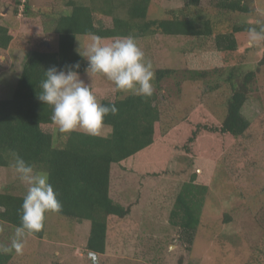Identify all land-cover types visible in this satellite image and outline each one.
<instances>
[{
  "label": "trees",
  "instance_id": "trees-1",
  "mask_svg": "<svg viewBox=\"0 0 264 264\" xmlns=\"http://www.w3.org/2000/svg\"><path fill=\"white\" fill-rule=\"evenodd\" d=\"M24 1L21 4L20 0H13L11 4L28 23L30 28L26 32L44 35L37 7L31 6L29 0ZM151 1L90 0L89 5H82L70 0L60 10L53 8L45 17L51 19L55 47L51 44L33 48L22 62L11 97L0 99V168H10L15 152L37 170L47 171L62 204V210L52 214L76 224H86L84 250L87 255L91 251L97 257L103 256L107 247L108 220H124L130 213V206L124 207L110 197L111 167L116 165L122 172L143 178H163L170 165L180 159L189 160L192 169L176 194L168 222L181 245L190 249L200 226L213 166L250 127L241 110L249 99L250 86L264 65V55L255 70L243 73L232 66L227 70L223 81L229 95L225 101V115L220 121L205 106L198 105L177 123L162 130L157 108L159 95L155 90L152 96L143 97L131 93L114 94L113 88L91 87L99 102H114L118 108L115 116L105 117L109 135L89 136L73 131L65 135L61 148L53 147L51 108L43 105L37 94L49 67L60 69L79 63V75L86 72V60L74 51L76 37L90 33L106 41L128 35L136 40L156 35L189 37L210 42L214 55L229 54L238 49L236 35L246 34L247 27L252 24H231L222 16L257 15L253 0H184L179 9L166 11L167 18L149 19L147 12ZM53 13L55 15H50ZM101 17L111 20L109 27L104 26ZM13 38L12 28L0 24V51L7 50ZM154 72L156 85L172 71L157 69ZM204 76L202 73L200 78ZM217 88L214 85L210 90ZM23 197L0 192V208L3 209L0 223L14 232L20 224ZM228 221L229 217L224 215V222ZM253 221L255 228L260 227L264 222L262 214L253 217ZM260 229L264 234V229ZM44 235L45 220L41 232L32 238L41 240ZM11 256L0 255V264H8ZM258 258L264 261V253L256 256ZM89 261L93 263L92 258ZM177 264L182 261L179 259Z\"/></svg>",
  "mask_w": 264,
  "mask_h": 264
},
{
  "label": "rangeland",
  "instance_id": "rangeland-1",
  "mask_svg": "<svg viewBox=\"0 0 264 264\" xmlns=\"http://www.w3.org/2000/svg\"><path fill=\"white\" fill-rule=\"evenodd\" d=\"M12 1L0 0V24L11 27L15 34L8 49L0 51V99L11 97L22 62L33 48L51 44L55 47L51 19L47 20L45 15L49 16L53 8L60 10L70 0H29L41 13L38 16L46 32L42 37L26 32L30 27L22 20L20 11L15 12ZM74 1L90 4V0ZM184 3V0H152L147 17L167 18L166 11L177 10ZM253 6L256 16L224 15L222 19L231 24L263 20L264 0H253ZM101 21L110 26L109 18L101 17ZM236 39L237 51L216 55L211 43L201 39L156 35L136 40L154 71H172L156 85L153 81V90L159 95L157 108L162 130L198 105L205 106L219 121L223 119L229 95L223 81L227 70L231 66L243 73L255 70L264 55V43L249 48L246 34H237ZM88 42L89 36L76 37L74 51L77 53L79 44L83 48ZM202 73L205 76L200 78ZM79 76L90 87L113 88L103 76L87 71ZM214 85L218 88L211 91ZM241 113L250 127L213 166L200 226L190 249L181 245L168 222L176 194L192 169L189 160L180 159L170 165L163 178H143L122 172L116 165L111 167L110 197L124 207L130 206V213L124 220H108L106 252L96 256L95 262L89 261L91 257L84 250L86 224L46 213L43 238L27 237L22 254L9 253L12 259L8 264H177L179 259L182 264H264L256 259L264 253V234L260 229H264V222L257 228L253 223L257 215L262 214L264 219V65L250 86L249 99ZM109 133L110 129L104 126L98 136L106 137ZM65 135L54 131V148L63 146ZM1 191L25 195L26 186L11 168H0ZM224 215L229 217L228 222H224ZM13 235L14 231L0 223V245H10Z\"/></svg>",
  "mask_w": 264,
  "mask_h": 264
},
{
  "label": "clouds",
  "instance_id": "clouds-1",
  "mask_svg": "<svg viewBox=\"0 0 264 264\" xmlns=\"http://www.w3.org/2000/svg\"><path fill=\"white\" fill-rule=\"evenodd\" d=\"M247 46L254 48L264 43V20L257 19L246 29ZM77 54L88 63L87 73L100 75L113 85V93L126 92L136 96L153 94L155 72L150 59L132 35L116 36L110 41L90 33L89 42L79 47ZM79 63L58 69L49 67L39 87L37 99L51 108V125L59 134L81 130L89 136H98L108 115L115 116L114 102L102 104L91 87L79 76ZM10 168L15 177L26 186L20 209V224L15 228L10 245H0V255L12 252L22 254L24 241L41 232L46 213H59L62 204L50 183L47 171L35 166L13 152ZM3 209L0 208V211ZM90 257L95 256L89 251Z\"/></svg>",
  "mask_w": 264,
  "mask_h": 264
},
{
  "label": "water",
  "instance_id": "water-1",
  "mask_svg": "<svg viewBox=\"0 0 264 264\" xmlns=\"http://www.w3.org/2000/svg\"><path fill=\"white\" fill-rule=\"evenodd\" d=\"M90 257V256H89ZM92 261L95 262V259H96V255L95 256H92Z\"/></svg>",
  "mask_w": 264,
  "mask_h": 264
},
{
  "label": "built area",
  "instance_id": "built-area-1",
  "mask_svg": "<svg viewBox=\"0 0 264 264\" xmlns=\"http://www.w3.org/2000/svg\"><path fill=\"white\" fill-rule=\"evenodd\" d=\"M25 1L24 0H21V4H23ZM20 9H22V6L20 7Z\"/></svg>",
  "mask_w": 264,
  "mask_h": 264
}]
</instances>
